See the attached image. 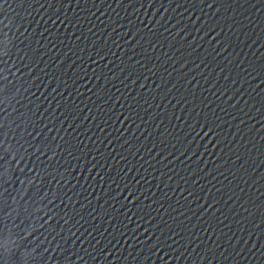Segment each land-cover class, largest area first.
<instances>
[{
	"label": "water",
	"instance_id": "95a60500",
	"mask_svg": "<svg viewBox=\"0 0 264 264\" xmlns=\"http://www.w3.org/2000/svg\"><path fill=\"white\" fill-rule=\"evenodd\" d=\"M0 264H264V0H0Z\"/></svg>",
	"mask_w": 264,
	"mask_h": 264
}]
</instances>
